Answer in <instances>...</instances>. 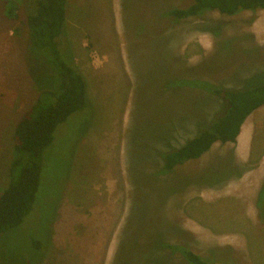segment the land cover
<instances>
[{
	"label": "rangeland",
	"instance_id": "rangeland-1",
	"mask_svg": "<svg viewBox=\"0 0 264 264\" xmlns=\"http://www.w3.org/2000/svg\"><path fill=\"white\" fill-rule=\"evenodd\" d=\"M68 3L62 46L88 82L90 105L57 128L33 211L0 236V264H186L161 242L216 262L264 264V179L256 178L264 172V106L235 144L217 143L169 175L158 155L195 136L223 106L169 81L264 84V10L173 22L162 12L192 0ZM11 7L0 0V189L36 79L50 81L44 63L28 60L27 31L14 33L26 22L24 7L13 20ZM228 169L229 179L217 182ZM123 238L131 243L121 247Z\"/></svg>",
	"mask_w": 264,
	"mask_h": 264
},
{
	"label": "trees",
	"instance_id": "trees-1",
	"mask_svg": "<svg viewBox=\"0 0 264 264\" xmlns=\"http://www.w3.org/2000/svg\"><path fill=\"white\" fill-rule=\"evenodd\" d=\"M13 1L15 7L9 9L6 17L13 20L20 6L24 7L26 22L22 28H16L14 33L23 38L24 31H27L28 60L32 56L35 62L44 63L43 70L50 81L42 86L36 79V101L14 129L17 143L7 170L9 182L0 189V236L20 227L33 211L42 184L47 152L54 145L57 128L73 114L83 112L90 105L88 82L77 68L69 47L62 46L66 33L68 0ZM259 10H264V0H192L185 8L165 10L162 17L179 22L211 12L232 17L241 12L255 13ZM30 73L33 77L34 71ZM169 82L171 88L183 86L207 91L221 100L223 106L208 124L199 126L196 135L183 145L158 153L163 164L160 171L164 175L171 174L177 167L188 162L203 158L217 143L235 144L246 120L264 106V84L227 89L200 79H173ZM229 172L228 169L226 174L223 173L225 177L217 182L227 181L232 175H227ZM259 202L258 197V209ZM121 242V247L131 243L129 238H123ZM161 244V249L179 253L186 264H233L206 259L184 246L165 242ZM36 247L41 249L42 245L36 243Z\"/></svg>",
	"mask_w": 264,
	"mask_h": 264
},
{
	"label": "crops",
	"instance_id": "crops-1",
	"mask_svg": "<svg viewBox=\"0 0 264 264\" xmlns=\"http://www.w3.org/2000/svg\"><path fill=\"white\" fill-rule=\"evenodd\" d=\"M245 125V124H244ZM244 129H245V126H243V128H242V132H241V134H240V136L242 135L243 136V131H244ZM240 136L238 137V139H237V141L239 140V138H240ZM253 141V138H252V140H251V142ZM240 153V152H239ZM241 154V153H240ZM240 156H242L243 158L245 157V155L244 154H242V155H240ZM249 154L247 155V157H245V158H247V160L249 159ZM246 160V159H245ZM261 164H262V162H261ZM264 172H263V170H261V171H259V173L256 175L257 177L256 178H258L259 180H258V182H257V184H259L260 185V183L263 181V179H264V174H263ZM259 185H258V187H259Z\"/></svg>",
	"mask_w": 264,
	"mask_h": 264
},
{
	"label": "bare ground",
	"instance_id": "bare-ground-1",
	"mask_svg": "<svg viewBox=\"0 0 264 264\" xmlns=\"http://www.w3.org/2000/svg\"><path fill=\"white\" fill-rule=\"evenodd\" d=\"M208 44V43H207Z\"/></svg>",
	"mask_w": 264,
	"mask_h": 264
}]
</instances>
